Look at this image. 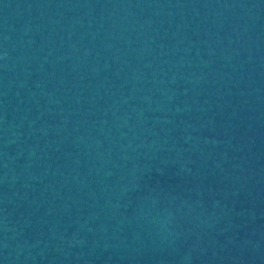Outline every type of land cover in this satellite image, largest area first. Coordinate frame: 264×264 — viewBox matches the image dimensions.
<instances>
[{
  "label": "water",
  "instance_id": "95a60500",
  "mask_svg": "<svg viewBox=\"0 0 264 264\" xmlns=\"http://www.w3.org/2000/svg\"><path fill=\"white\" fill-rule=\"evenodd\" d=\"M0 264H264V0H0Z\"/></svg>",
  "mask_w": 264,
  "mask_h": 264
}]
</instances>
